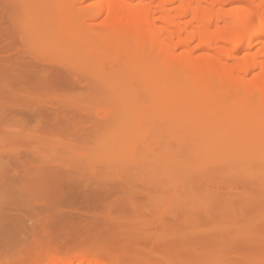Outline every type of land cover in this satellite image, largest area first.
<instances>
[{
	"label": "bare ground",
	"instance_id": "bare-ground-1",
	"mask_svg": "<svg viewBox=\"0 0 264 264\" xmlns=\"http://www.w3.org/2000/svg\"><path fill=\"white\" fill-rule=\"evenodd\" d=\"M63 1L61 10L68 11L72 24L59 30L71 38L63 39L59 31L47 53L37 51L36 41L20 33V11L0 18V225L2 233L37 229L28 237L30 245L21 264H260L257 249H264V235H260L264 225L255 218L264 205V160L255 167L249 159L244 165L230 162L245 155L236 152L223 156L228 162L220 161L217 156L226 142L214 139L223 129L216 115L227 116L224 111L232 106L229 120L247 121L239 126L244 128L242 143L250 138L259 144L264 140L262 133L263 137L254 132L264 129L257 121H264V0H92L85 5ZM39 2L31 0L28 6H38L34 10L38 16L47 12L46 21L53 14L46 7L57 3L41 0L43 7ZM14 3L5 4L14 9ZM228 4L234 6L226 8ZM103 14L105 26L95 27ZM86 22L92 26L86 27ZM72 41L79 49L71 56H58V45L64 42L72 49ZM256 41L260 46L254 50ZM195 43L208 52L198 54ZM81 59L84 63L87 59L85 66L82 61L78 64ZM160 69L170 74L169 84L162 82L169 94L165 91L162 97L154 89L150 96V89L147 98L134 94L128 100L129 91L146 86L149 91L150 81L162 85V74L153 71ZM189 79L195 83L179 90L181 81ZM194 87L201 90L192 91ZM230 97L236 106L228 102ZM141 100L148 103L143 102L145 107L157 108L152 117L153 108L147 115H130L142 107ZM234 106L237 111L232 110ZM130 107L134 108L131 112ZM172 109L190 110L195 123L203 118L197 119L198 115H206L198 124L199 136L215 142L197 141L195 123L184 122L180 116L168 123L172 130L165 132L168 141L162 137V145L160 134H152L156 124L157 132L165 127ZM23 116L36 123L21 127ZM111 125L116 134H107L110 127L103 135ZM125 128L131 134L119 131ZM192 133L199 144L175 151L178 134L193 143L188 138ZM105 136L111 138L109 145ZM59 142L66 145L54 158L41 153L52 152L51 147ZM132 145L138 153L130 150L133 155L122 164L116 151ZM103 146L104 151L106 147L115 152L106 150V156L114 155L107 164L101 157L105 158ZM90 147L98 149L89 156L85 151ZM164 156L174 161L166 169L172 181L160 188L162 200H158L159 186L146 180L148 174L141 181L129 175L134 167L142 166L151 167L153 174L163 171L165 160L160 157ZM205 157L215 161L205 162L203 171L193 168L203 165L204 160L199 161ZM150 158L155 165L147 164ZM124 171L128 177L121 176ZM174 200L181 203L169 208ZM10 224L14 226L8 228Z\"/></svg>",
	"mask_w": 264,
	"mask_h": 264
},
{
	"label": "rangeland",
	"instance_id": "rangeland-1",
	"mask_svg": "<svg viewBox=\"0 0 264 264\" xmlns=\"http://www.w3.org/2000/svg\"><path fill=\"white\" fill-rule=\"evenodd\" d=\"M5 1V2H4ZM8 0H2L1 1V3H0V18L1 19H8V18H10V12H12V10L14 11V10H16V11H20L21 12V14H20V17H21V20H20V22H19V30H20V33L22 34V36L24 37V38H27V37H29V38H31V39H34V41H36V46H37V51H40V52H46L47 53V51H49V49H51V47L53 46L52 44V41H54L55 39H54V37L56 38L57 36H58V34H59V27H60V29H61V27H62V29L65 27V28H69L70 26H71V24H72V22L70 21V22H68V19H69V14H68V11L66 10V12L63 10V8H62V10H61V6H60V4H61V0H55L56 1V3H57V5L56 6H54L53 5V3H51V5H53L55 8H53V6H48V7H46V11H48V9H50V11L54 14H52V16H47L46 17V21L44 20V17H45V15H47V12L45 13V15H42V16H38V15H35V11L34 10H36V8L38 7V6H35L34 8L35 9H32L30 6H28V4L31 2V0H15V3H14V9L13 8H7V5L5 4L6 2H7ZM60 1V2H59ZM63 1V0H62ZM68 1V0H67ZM66 1V2H67ZM78 1H80L82 4L84 3V5L85 4H91V2H92V0H78ZM102 1H105V0H102ZM64 2V1H63ZM63 2H62V4H63ZM41 3V0H40V2H39V4ZM38 4V3H37ZM38 4V5H39ZM40 6H43V7H45L44 5H43V3L42 4H40ZM231 6H234V5H231V4H228L227 6H226V8L228 7V8H230ZM65 7V6H64ZM56 8L58 9V11H56ZM39 9V8H38ZM61 11H63V12H61ZM61 12V13H60ZM39 13V15H41V11H39L38 12ZM105 14H103L96 22H95V27H103V26H105V17L106 16H104ZM55 16H57V18L55 17ZM40 17V18H39ZM60 17V18H59ZM51 18V19H50ZM58 19V20H57ZM65 19V20H64ZM36 20V21H35ZM60 20H61V22L64 24H62L61 22H60ZM58 21L60 22V23H58ZM64 21H67L68 23H64ZM54 23V24H52V23ZM61 25V26H60ZM90 25H91V23H88V22H86L85 23V26L86 27H90ZM92 26V25H91ZM70 29H72V28H70ZM73 30V29H72ZM63 32H65V31H63ZM67 32V31H66ZM65 32V33H66ZM60 33H62V30L60 31ZM68 33V32H67ZM66 33V34H67ZM70 34H71V32H70ZM62 38L64 39V36H65V34H63L62 33ZM70 36V38H71V35H69L68 34V36H65V38L67 37V39L68 40H70V38H68ZM58 38V37H57ZM56 38V39H57ZM54 39V40H53ZM60 39H61V35H60ZM62 39V40H63ZM67 39H65V40H67ZM37 40H38V42H37ZM56 41V40H55ZM54 41V42H55ZM67 42V41H66ZM70 42V41H69ZM68 42V43H69ZM74 42L72 41V49H73V47H74V52H73V50L72 49H70V44H67V43H64V42H62V43H60V45H58L59 47H60V53L58 54V56L59 55H63V56H67L68 54H69V56H71L72 54H74L76 51V48L77 49H79L78 48V44H76L77 45V47L76 46H73L74 44H73ZM68 45V46H67ZM92 45V44H91ZM229 45H231V44H228L227 45V47H231V46H229ZM193 46H195V47H197L196 46V43L193 45ZM260 46L259 45V43H257V41L255 42V48H254V50L255 49H257L258 47ZM92 47V46H91ZM197 49V53L198 54H202V53H207L208 51H206V50H204V48H200V47H197L196 48ZM47 50V51H46ZM57 50V49H56ZM181 50H179V52H180ZM43 52V53H44ZM52 52V51H51ZM50 52V53H51ZM53 53V52H52ZM138 57V54L136 53V55H135V57ZM134 57V58H135ZM229 60V62H231V61H233L231 58H228ZM132 60H133V58H132ZM136 60V59H135ZM83 62V59H81L80 61H78L77 60V62H78V64H82V62ZM86 61H87V59H85V63L84 64H82L83 66H85V64H86ZM75 63V62H74ZM77 64V63H76ZM82 66V67H83ZM87 66V65H86ZM133 65H131L130 67L131 68H134V67H132ZM79 67H80V65H79ZM129 70V67L127 68V71ZM153 71H157V73H161L162 74V76H163V79H160L161 81H160V83H162V82H164V80H165V84H166V82H168V81H170L169 79H170V74L169 75H167V69L166 70H164V71H162L161 69L160 70H153ZM132 72V71H131ZM137 72L135 71V74H136ZM125 74H126V72H125ZM140 74V73H139ZM147 73H145V76H147L146 75ZM131 75H133L134 76V74H132L131 73ZM153 75V77L155 78L156 77V79H159L160 77V74H159V76H154V74H152ZM152 75H151V77H152ZM166 75H167V77H166ZM149 76V75H148ZM161 76V77H162ZM140 77V76H139ZM141 77H142V79H143V75L141 74ZM166 77V78H165ZM129 78H130V76H129ZM129 78H127V79H129ZM133 78V77H132ZM131 78V79H132ZM122 79V78H121ZM123 79H125V78H123ZM134 79V78H133ZM135 79H136V77H135ZM134 79V80H135ZM136 81V80H135ZM147 82H148V79H147ZM155 83H156V81H155ZM154 82H152L151 83V81L149 82V84H151V85H149V91L147 90V88L145 87L144 89H141V90H136L135 89V91H133V92H130L129 91V93H127V96L130 98L131 96H135L134 94H141V95H144V94H146L147 92H150V89H151V94H150V96H152V94H153V90L154 89H158L157 91L158 92H155V94H158V95H161L162 97H164L165 95H166V93H165V91H167V89L165 90V87H166V85H164V83H162V85H156V84H158L159 83V81L155 84ZM195 82L193 81V80H190L189 79V81H187V80H183V81H181V84H179V90H181V91H183L184 89H186V88H188V87H190V86H192V84H194ZM137 84V83H136ZM140 82H138V84H137V86H138V88H140ZM148 84V83H147ZM168 84H169V82H168ZM144 86H145V84H143ZM133 86H135L134 84H133ZM142 88H143V86H142ZM195 88V87H194ZM132 89H134V87L132 88ZM161 90H163V91H161V93H160V91ZM194 90H197V91H200L201 89H197V88H195V89H193L192 91H194ZM168 92V91H167ZM170 92V91H169ZM169 92H168V94H169ZM204 92V91H203ZM202 91L200 92V94L202 93V96H203V93ZM126 94V93H125ZM149 94H146V98H147V95H149ZM126 96V97H127ZM205 96V95H204ZM127 97V98H128ZM154 97H156V95H154ZM128 98V100H133V99H129ZM157 98H158V96H157ZM203 99H204V97H202ZM163 99V98H162ZM161 99V100H162ZM232 99V97H230L229 99H228V102L229 101H231V102H233V103H231L230 102V104L231 105H233V104H235V100H231ZM154 100V99H153ZM165 100V99H164ZM141 103H145V101L144 100H141L140 101ZM159 102H161L160 100L159 101H157V103H159ZM144 103H143V105H142V107L143 108H145V109H142V107H140L139 109H137V110H134V113L132 114V112H131V108L132 109H134L133 107H130V112H131V114H130V112H129V114L131 115V116H133V117H135L136 118V116H141V114H144V113H146V115H147V112L148 113H151L152 112V114L150 115V117H152L153 116V113L155 114V112L153 111L155 108H151V106H147V107H145V105H144ZM153 104H155L156 102H155V100H154V102H152ZM226 103V102H225ZM145 104H147L148 105V103L146 102ZM152 104V106H154ZM241 104V106H242V103H240ZM156 105V104H155ZM237 104H235V106H236ZM238 105H239V102H238ZM157 106V105H156ZM229 106V105H228ZM235 106L233 107V109L232 110H234L235 109ZM155 107V106H154ZM239 107V106H238ZM232 108V106H229V110H225L224 111V113L226 112V114H227V116H223V113H222V116L223 117H221V116H219V115H221V113L217 116L216 115V117H218V119L220 120V121H218L219 122V124H223V129H222V131H220V132H222V135H220V134H218V136H216L215 137V139L213 138V136H212V138L215 140V141H217V140H219V138L217 139V137H220V138H224L223 139V141H225L226 142V146L227 147H225V148H223V151H221V152H219V155L217 156L218 158H220L221 160L220 161H222L223 160V162H228V161H226L224 158H223V156H226V155H229V154H231V153H236V152H240V153H243V154H245L246 156L247 155H249V157H251V158H247V157H245V155L244 156H241L239 159H237V160H234V161H230V162H234V163H243V165H244V163H245V160L247 161L246 163H249L248 161L250 160L251 161V163L252 164H254V167L256 166V164H260V161H261V159H262V161L264 160L263 159V157H264V140L262 141L261 140V138L259 139V140H261L260 141V144L258 143V140H254L253 141V139H252V141H251V138H250V142H248V140H247V142H243L242 143V136H241V134L243 135V133L241 132V131H243L244 130V128L243 127H239V126H241L242 124L244 125V123H245V121H246V118H244L245 120H240L239 118L236 120H234L233 119V117H231L232 119H233V121H232V119L231 120H229V117L231 116H228V113L230 114V109ZM152 109V110H151ZM157 109V108H156ZM155 109V110H156ZM159 109V108H158ZM150 110H151V112H150ZM232 110H231V112H232ZM236 110V109H235ZM246 110H247V107H246ZM129 111V110H128ZM190 111V110H189ZM189 111H183V113L181 112V111H178V110H176V109H172V110H170L169 111V113H168V116H167V119L166 120H168V122H166L165 121V123H167V124H164V126L165 127H163L162 126V128H159V130H160V132L162 133H160L159 131V133L157 132V131H155L156 129L158 130V128H156V126H158V124H156V126H155V130H154V134H152V131H153V129L151 130V134L152 135H157V137H158V134H160V137H159V140H160V138L162 139L161 141H162V145H163V138H165L164 139V141L166 140V141H168V138H167V135H168V133L169 132H171V130L172 129H170L169 128V126H170V124H168V123H170V122H172L171 121V119L172 118H175V117H177V118H180V116H181V118L183 117V118H185V119H187V120H185V119H183L184 120V122L185 121H190V123H192V124H194L195 123V117H194V115H192V112H189ZM237 111V110H236ZM249 111V110H248ZM175 112H177V113H175ZM181 112V113H180ZM242 113H243V111H241ZM247 112V111H246ZM245 113V112H244ZM263 113V112H262ZM246 114V113H245ZM263 116H264V113L262 114ZM102 116H103V118H106L107 117V113L106 112H104L103 114H102ZM144 116V115H143ZM155 116V115H154ZM200 115H198V117H197V119L198 118H201V117H203L202 119H199V121L198 122H196L195 123V126H194V128L196 127V128H198V135H197V137L196 136H194L195 138H196V140L197 141H202L201 143H204V142H207L208 140H207V138H205V140L203 139H201L200 137H202L201 135L199 136V132H200V126L198 125V124H200L201 122H204L205 121V116L206 115H204V116H200ZM148 117H149V115H148ZM214 117V116H213ZM239 117H240V115H239ZM259 117H261V116H259ZM127 118H129V116H127ZM131 118V117H130ZM145 119H147V117L145 116L144 117ZM157 119V117H154V119ZM205 118V119H204ZM263 118V117H262ZM155 119V120H156ZM243 119V118H242ZM258 119V118H257ZM260 119V118H259ZM257 120L258 121V123L260 122V127L263 129L264 128V121H263V119H262V121L263 122H261V120ZM23 120L25 121L24 123H22L23 125L21 126V127H23V128H28V127H32L35 123H36V120L35 119H31V118H29L28 116H23ZM149 120V119H148ZM203 120V121H202ZM146 121V120H145ZM151 121V119L149 120V122ZM158 121V120H157ZM184 122L183 123H181V125H183V127L185 126L184 125ZM247 122V121H246ZM250 122V121H249ZM147 123H148V121H147ZM252 123L254 124V126H255V124H257L258 125V123L257 122H253L252 121ZM202 124V123H201ZM221 124V125H222ZM159 125H161V123L159 124ZM162 125H163V123H162ZM167 125V126H166ZM252 125V124H251ZM113 126V127H112ZM110 127H111V131L109 132V133H107V131H109L110 130ZM114 127H115V125H111V126H109V127H107V129H106V131H105V129L103 130V135H106V133L107 134H109V136H110V133H112V134H116V132L117 131H115L114 132ZM171 127H172V124H171ZM186 127H188V126H186ZM221 127V126H220ZM258 127H259V125H258ZM169 128V129H168ZM243 128V129H242ZM260 128V129H261ZM123 129V128H122ZM121 129V130H122ZM239 129V130H238ZM241 129V130H240ZM252 129H253V125H252ZM119 130L120 132H124V133H130V131H128V129L127 128H125L124 130ZM127 130V131H126ZM179 130V129H178ZM187 130V129H186ZM193 130V129H192ZM119 131H118V133H119ZM169 131V132H168ZM165 132H168V133H166L167 135H165ZM181 132V131H180ZM179 132V133H180ZM188 132H189V130H188ZM195 132V131H194ZM238 132H239V135H238ZM240 132H241V134H240ZM255 134H257V135H261L262 136V134H263V136H264V129H263V131L262 132H260V130L259 129H255ZM164 133V134H163ZM245 133H246V130H245ZM260 133V134H259ZM262 133V134H261ZM131 134V133H130ZM203 134V133H202ZM247 134V133H246ZM155 135V136H156ZM161 135H163V136H161ZM182 135V134H181ZM180 135V137H179V134H178V139H176V141H178L179 139H180V141L179 142H181V144H179V142H175L176 144H177V146H179V147H177L176 148V150L175 151H177L178 152V150H179V152L178 153H181V150L183 151L184 149L186 150L187 148H186V146H188V149L189 148H193V147H195L196 145H198L199 144V142L197 143V141L194 139V137H193V133H192V136H190L189 134H188V138L189 139H193L194 140V142H196L195 144H194V142L193 143H191L192 141H188L189 143H187V141H185L186 140V135H187V133H186V135H185V137H184V135L183 136H181ZM216 135H217V133H216ZM109 136H105L104 138H105V142H107V145H109L108 143H109V140H111V138L109 139ZM199 136V137H198ZM244 136H245V134H244ZM262 136V137H263ZM163 137V138H162ZM192 137V138H191ZM167 138V139H166ZM183 138H184V140H183ZM199 138V139H198ZM208 138H210V140H209V142L210 143H214L215 141L212 139L211 140V137H208ZM242 138V139H241ZM262 139H264V138H262ZM188 140V139H187ZM114 141V140H113ZM140 143H141V147L140 148H143L142 146H143V141L140 139V140H138ZM142 141V142H141ZM184 141H185V143H184ZM220 141V140H219ZM222 141V142H223ZM239 141H240V144H239ZM209 142H207V143H209ZM218 142V141H217ZM253 142L254 143H256L257 142V145L255 144V146H253L254 144H253ZM166 143V142H165ZM171 143V142H170ZM248 143V144H247ZM173 144V146H174V142L172 143ZM179 144V145H178ZM247 144V145H246ZM250 144V147H248V145ZM65 143L64 142H59V143H56L55 145H53L51 148V151L52 152H50V151H44V152H41V153H43L44 155H48V156H51V157H55V155L56 154H58L57 152L60 150L59 148H62V147H65ZM68 145V144H67ZM157 145H158V141H157ZM159 145H160V142H159ZM184 145H185V147H184ZM210 145V144H209ZM239 145H241V147L239 146ZM136 146H138L137 148L139 149V146H140V144H138V145H136ZM135 145H132V146H130V148H128V146L126 147H123V148H120V149H118L117 151H116V153L115 152H111L112 150H110L109 151V149L108 148H106L105 147V151L103 150V148H104V146L102 147V154H103V151H104V154H105V152L107 153V151H109V153L111 154H114L115 153V157H120V162H122V164H124V163H126V162H128L129 161V158H131V156L133 155L132 153L135 151V153L137 152V150H136V147ZM176 146V145H175ZM191 146V147H190ZM108 147V146H107ZM97 149H98V147H96ZM96 148H92V147H90V148H88L86 151H85V154L86 155H92V154H94L93 152H96ZM173 148V147H172ZM180 148V149H179ZM253 149V152H252V149ZM101 149V148H100ZM178 149V150H177ZM249 149H250V152H249ZM107 150V151H106ZM130 150L131 151H133V152H131L130 153ZM247 150V151H246ZM100 151V150H99ZM263 153V155L261 154V153ZM138 153V152H137ZM139 153H140V151H139ZM247 153V154H246ZM103 154V155H104ZM110 154H107V156H106V154L104 155L105 156V158H103V156L101 155V157H102V159H103V162H105L104 164H107V163H109V162H111L110 160H108L109 158L110 159H113L114 160V155H113V157L111 158V156L112 155H110ZM175 154H177L176 152H175ZM242 154V155H243ZM130 155V156H129ZM135 155V154H134ZM141 155V154H140ZM250 155H253V156H250ZM220 156V157H219ZM109 157V158H108ZM121 158L124 160H121ZM158 158L159 157H157L155 160H156V162H158L157 160H158ZM206 158V160L203 158L202 160H200L199 162H203V160H204V164L203 165H201L200 164V166H199V163H197L198 164V167H193V168H197L196 170H202L203 171V168L201 167V166H206L207 164H209V163H211L212 161H215L214 159L211 161V157H209V160L210 161H208L207 160V157H205ZM127 159H128V161H127ZM161 159H164L165 161L162 163V168H163V164L165 165L164 167V170L163 171H161L160 170V172H158V171H156V173H154L153 174V172H151L152 170H150V169H152L151 167L150 168H147V167H145V166H142V167H134L133 169H132V171L134 172V173H132L133 175H129V176H132V177H136V180L137 181H141V180H144L145 179V174L147 175L148 174V177L146 176V180L148 181V182H152L154 185H156L157 187L159 186V188H158V190L156 191V192H158L157 193V197H158V200H162V197H160L161 196V191H160V188L162 187V186H164V185H169L170 184V182L172 181L171 180V176H170V174H168V171L166 172V169H167V165H169L170 163H172L171 165H173V162L174 161H171L170 160V162H169V158H168V160H166V158H165V156L164 157H160V160ZM174 159V158H173ZM172 159V160H173ZM249 159V160H248ZM154 160V161H155ZM159 160V163L158 164H161L160 162H162V161H160ZM255 160V162H253ZM259 160V162H257ZM148 161V160H147ZM150 161V162H149ZM148 161V163L147 164H150V163H153L154 164V161H151V158H150V160ZM197 161V160H196ZM242 161H244V162H242ZM107 162V163H106ZM155 162V163H156ZM175 162H176V160H175ZM205 162H206V165H205ZM133 164L135 165V164H140L139 162H133ZM146 164V165H147ZM155 165V164H154ZM170 166V165H169ZM145 167V168H144ZM146 168H147V171H146ZM169 168V167H168ZM192 168V169H193ZM202 168V169H201ZM206 168V167H205ZM205 168H204V170H205ZM145 169V170H144ZM149 169V170H148ZM155 170H156V168H155ZM207 170V169H206ZM148 171H149V173H150V175H149V173H148ZM247 171H249V170H247ZM155 172V171H154ZM250 173H252V171H250ZM153 174V175H152ZM128 175H127V173H125V171L123 172V174H121V176L124 178V177H128ZM143 177V178H142ZM131 178V177H130ZM140 179V180H139ZM145 180V181H146ZM156 192H155V197H156ZM160 193V194H159ZM158 194H159V196H158ZM178 200H174V203H172L171 205H169L168 207L169 208H172V207H174L175 205L174 204H176V202H177ZM180 201H182V203H183V199L182 200H180ZM179 202V201H178ZM264 201H262V205L264 204L263 203ZM179 203H181V202H179ZM5 204V203H4ZM263 209L261 210V212L259 213V215H258V217H256L255 218V220L257 221V223H261V224H263L264 225V205H263V207H262ZM7 220V219H6ZM8 220L9 221H11L12 220V216H8ZM253 221V220H252ZM255 222V221H254ZM6 223V222H5ZM11 223V222H10ZM5 225H7V223L5 224ZM12 226H14V225H11L10 224V226L8 227V228H10V227H12ZM1 227H3V223L0 225V264H21V262H22V260H21V257L23 256V254L25 253V252H27V250H28V248H29V245H30V243H29V238L28 237H31V236H33V234L35 233V231L37 230L36 229V227H29V228H27V229H22V230H20V232H19V234H15V233H13L14 232V230H12V229H10V233L8 232H3L2 233V231H3V228H1ZM262 231L260 230V235L262 234V235H264V233H261ZM263 232H264V229H263ZM24 238L23 239V242H20V244L17 242V239H19V238ZM28 238V239H27ZM25 239H27V240H25ZM25 240V241H24ZM28 242V243H27ZM13 243H15L16 244V246H12V244ZM9 248H11V249H9ZM150 255V254H149ZM149 255L146 257L148 260L151 258V256L149 257ZM259 256V257H258ZM261 256H262V259H261ZM149 257V258H148ZM257 258L259 259L260 258V260L261 261H263V259H264V249H257ZM260 261V264L262 263ZM257 262V261H256ZM263 263H264V261H263ZM262 263V264H263ZM82 264H87L86 262H83ZM145 264H146V262H145ZM257 264H259V261H258V263Z\"/></svg>",
	"mask_w": 264,
	"mask_h": 264
}]
</instances>
